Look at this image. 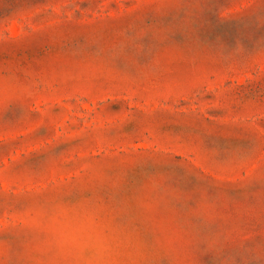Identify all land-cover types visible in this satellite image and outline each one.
Wrapping results in <instances>:
<instances>
[{"label":"rangeland","instance_id":"obj_1","mask_svg":"<svg viewBox=\"0 0 264 264\" xmlns=\"http://www.w3.org/2000/svg\"><path fill=\"white\" fill-rule=\"evenodd\" d=\"M174 214L264 264V0H0V264Z\"/></svg>","mask_w":264,"mask_h":264},{"label":"clouds","instance_id":"obj_2","mask_svg":"<svg viewBox=\"0 0 264 264\" xmlns=\"http://www.w3.org/2000/svg\"><path fill=\"white\" fill-rule=\"evenodd\" d=\"M190 237L187 218L174 214L166 223L154 224L151 241L138 230L106 225L99 240L65 242L49 234L37 240L33 251L45 257L40 264H153L162 253L171 256L173 264H184Z\"/></svg>","mask_w":264,"mask_h":264}]
</instances>
